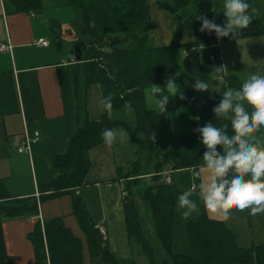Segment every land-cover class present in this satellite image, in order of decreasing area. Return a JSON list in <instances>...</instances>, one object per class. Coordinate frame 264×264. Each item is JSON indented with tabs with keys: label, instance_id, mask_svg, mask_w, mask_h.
Returning <instances> with one entry per match:
<instances>
[{
	"label": "trees",
	"instance_id": "1",
	"mask_svg": "<svg viewBox=\"0 0 264 264\" xmlns=\"http://www.w3.org/2000/svg\"><path fill=\"white\" fill-rule=\"evenodd\" d=\"M11 1L19 10L40 11L43 8L42 0ZM61 2L69 5L74 12L72 25L79 35L74 43L85 41L83 59L86 60L87 82L101 83L103 97L111 98L112 110L110 114L104 111L99 120H91L85 107L83 109V105L79 104L76 133L70 140L67 153L53 157V176L40 186L38 197L13 198L7 191L4 179L0 178V215L15 217L38 214L41 202L69 194L73 213L87 237L90 254L99 256L105 264H128L118 259L107 247L78 193L91 167L89 151L103 143L100 131L105 127H122L132 139L142 143L147 154L145 159L138 158L123 172V204L129 234L141 245L149 264H264V243L241 247L235 232L223 221L205 214L185 217L192 253H175L172 227L176 221L175 199L178 194L172 184L160 182L169 160L176 162L173 169L201 164L204 148L199 142V134L194 130L182 134L171 132L167 114L147 107L145 87L163 83L164 74L170 73L182 82L184 88L183 99L177 105L180 114L189 119H198L200 126L208 122L229 124L228 121H217L212 112L213 105L219 101V93L194 90L186 80L188 66L180 58V50L191 46L199 57L203 77L209 74L223 77L219 92L226 87H239L241 81L236 75L225 76L223 71L216 72L215 68L222 65V60L219 48L212 46L217 41L215 34L199 31L200 16L220 25L225 23L223 14L215 9L213 1L156 0V5L169 9L177 21L174 38L165 46L152 43L153 23L148 0ZM248 26L250 28L243 32L236 35L230 33L228 37L220 39L264 34V21L261 18H254ZM188 28L193 30L194 38L183 43L181 34ZM125 108L130 109L134 119L123 113ZM116 110L121 113L113 116L112 112ZM228 131L231 134L230 125ZM165 153L168 158L162 162ZM152 162L153 177L144 180L141 175L150 173L147 169ZM140 203L146 211L151 212L150 223L144 219V208ZM29 237L35 249V264H86L82 240L65 225L62 216L38 220Z\"/></svg>",
	"mask_w": 264,
	"mask_h": 264
},
{
	"label": "crops",
	"instance_id": "2",
	"mask_svg": "<svg viewBox=\"0 0 264 264\" xmlns=\"http://www.w3.org/2000/svg\"><path fill=\"white\" fill-rule=\"evenodd\" d=\"M42 2L43 8L40 11H24L19 10L11 0H0V46L4 44L8 47L0 49V178L4 179L7 191L13 198L38 197L40 186L51 180L53 157L67 153L70 140L76 133L79 104L83 105V109L85 107L91 120H99L105 111L101 83H88L84 64L86 60L83 55L81 60L75 57L73 45L79 35L72 25V8L61 0H53L51 8L45 6L44 0ZM257 12L264 14V9ZM39 38H45L48 44L43 46L37 43ZM235 41L224 42L223 47H219V56L223 74H234L241 81L246 76L241 77L237 71L229 69L228 65L234 44L252 47V50L244 53L246 57L240 58H245L243 62L248 65L250 62L264 64V38H242ZM257 47L259 54L255 52ZM220 78L223 80V77ZM119 113L116 110L112 115L117 116ZM123 113L134 119L130 109L125 108ZM190 121L191 130L200 126L198 119ZM118 128H114L117 134L120 133ZM36 131L40 139L31 144L29 152L19 151L18 146L25 135L32 136ZM254 135L264 146V128ZM126 137L120 136L119 140L129 141ZM134 141L143 147L140 141ZM123 155L124 149H118L116 141L110 146L102 143L91 148V167L78 193L110 251L128 264H141L146 255L138 242V249L134 248L124 212L125 169L119 160ZM138 157L145 158L143 154ZM200 165L202 163L173 169L167 183L173 185L178 195L191 188V198L197 200L198 204V209L192 214H205L223 221L235 232L239 246L263 244L264 212L249 215L247 209L236 210L233 207L231 214L226 215L223 210L212 211L204 207L198 199L199 183L208 180L209 172L201 169L199 177L191 174ZM144 212L145 220L150 223L151 212ZM54 216H62L65 225L82 240L84 262L95 264L94 261L100 257L90 254L87 237L73 213L69 194L41 202L38 214L15 217L0 215V264H35V249L29 234L38 220L44 221ZM184 219L175 199L176 221L172 227L174 252L191 255L192 248Z\"/></svg>",
	"mask_w": 264,
	"mask_h": 264
},
{
	"label": "clouds",
	"instance_id": "3",
	"mask_svg": "<svg viewBox=\"0 0 264 264\" xmlns=\"http://www.w3.org/2000/svg\"><path fill=\"white\" fill-rule=\"evenodd\" d=\"M221 10L226 17L223 25L200 16L199 31L214 33L219 40L230 33L236 35L252 19L249 0H222ZM215 69L220 73L223 65ZM193 88L197 91L210 89L202 79H196ZM177 91L178 85L172 78L167 80L164 89L153 83L149 92L159 113L165 112L169 96L176 95ZM215 91L220 98L212 107L214 117L229 124L208 122L194 129L199 134L204 151L201 155L202 165L192 170L191 174L199 177L201 169L209 172L208 180L199 183L198 199L205 208L223 210L226 215L231 214L233 207L236 210L247 209L249 215H256L264 212V146L254 135L264 128V64L251 65L238 88L226 87L223 92ZM158 93L162 94L159 98ZM102 104L105 112L110 114L111 98L105 97ZM100 137L105 145L110 146L116 140L117 133L105 127L100 131ZM192 196L191 188L176 196L177 207L185 217L198 209L197 200Z\"/></svg>",
	"mask_w": 264,
	"mask_h": 264
},
{
	"label": "rangeland",
	"instance_id": "4",
	"mask_svg": "<svg viewBox=\"0 0 264 264\" xmlns=\"http://www.w3.org/2000/svg\"><path fill=\"white\" fill-rule=\"evenodd\" d=\"M53 0H44V4L47 8H51L53 6ZM59 1V0H54V2ZM214 7L217 11L221 12L223 14V11L221 10V5H222V0H212ZM148 3L150 5V11H151V20L153 23V30L151 31V40L152 43L155 46H165L168 45L174 38V31L177 26V21L173 19V16L169 9L165 7H158L156 5V0H148ZM250 4V13L252 15V19L256 17H260L264 21V14H259L257 11H261L264 9V0H249ZM261 13V12H260ZM224 16V14H223ZM225 22H226V17L224 16ZM250 20V21H251ZM249 36V37H248ZM194 38V33L192 29H184L181 34V41L183 43L185 42H190ZM242 38H264V34H256V35H244V36H239V37H231V38H225L222 40V43L220 45V49L223 47L224 42H236L235 40H240ZM263 40V39H262ZM183 49V48H182ZM180 50V58L181 61L184 62L188 66V76L186 78L187 82L191 85L193 88V85L196 81V79H202L205 82L209 84V88L207 91L209 93L216 92L215 90L220 89V83L222 79L220 78L219 80L216 79L218 76L214 74H209L206 77H203L200 68H199V61L197 60V55L196 51L192 50L191 46H186L184 49L189 51V55L187 57L182 58L181 56L183 55L182 51ZM249 50H252L251 46H248L246 44H240L239 46L237 44H234L233 50L230 55V64L229 69H232V71H237L242 77V75L247 76L248 72L250 71V66L253 65L254 63L250 62L249 65L246 64L247 62L245 61V58L242 60L240 59L242 56L246 57L244 53L248 52ZM257 54H259V48H256L255 51ZM229 71V70H228ZM231 73V72H230ZM169 78H172L174 82L178 85V91L176 95L174 96H169L168 103L166 105L165 113L167 114L170 122V127H171V132L174 134H182L185 132H188L192 129L191 126V121L189 118L183 116L180 114V109L177 108V105L179 101L181 100V95L183 96V85L182 82L174 78L173 75L170 73H165L164 74V82L157 84L159 85L162 89L165 88V84ZM152 86H147L144 88V94H145V100L147 103V106L149 108L153 109H158L154 107V98L151 96L149 89ZM194 89V88H193ZM166 91V90H165ZM197 91V90H196ZM199 92V91H197ZM157 98H159L162 94H156ZM115 116V115H114ZM120 130V133L117 134L116 138V145L117 148L124 149V155L123 157L119 158L121 159L122 165H124V169H127V166L131 164L132 161L135 159L137 160L138 155H142L143 157L147 156L146 152L143 153L142 148L138 143H136L132 137L130 136L129 133L125 132L122 127L118 128ZM124 136L126 138H129V141L123 142L120 141L119 137ZM120 157V156H119ZM139 158V157H138ZM143 158V159H145ZM154 162V161H153ZM153 162L149 165L147 171L150 173L148 174H143L141 177L145 180L152 178L153 173H154V168H153ZM143 172V171H142ZM163 174V173H162ZM145 175H148V177H145ZM141 190V189H140ZM145 211V208H144ZM144 214V219H145V212ZM148 234V233H147ZM155 243V242H154ZM133 244L134 248L138 249L137 242L135 239H133ZM95 264H105L104 261L99 258L97 261H94ZM141 264H148V259L146 256H144L143 261ZM244 264H249V263H244Z\"/></svg>",
	"mask_w": 264,
	"mask_h": 264
},
{
	"label": "built area",
	"instance_id": "5",
	"mask_svg": "<svg viewBox=\"0 0 264 264\" xmlns=\"http://www.w3.org/2000/svg\"><path fill=\"white\" fill-rule=\"evenodd\" d=\"M37 43H39V44H41L43 46H46L48 44V41L45 38H39L37 40ZM221 43H222V40L221 39H219V40L217 39L215 44H213L212 46L219 48ZM7 48L8 47L6 45H4V44H2L0 46L1 50H5ZM182 50H183L182 51V53H183L182 58L187 57L189 55V51H187L186 49H182ZM210 57L214 58V56H210ZM39 139H40V134H39L38 131L34 132V134L32 136L29 135V134H26L25 137L23 138L22 142L18 146L19 151H21V152H29V150L31 148V144L33 142L38 141ZM123 193L125 194V191ZM37 195H39V193H37Z\"/></svg>",
	"mask_w": 264,
	"mask_h": 264
},
{
	"label": "water",
	"instance_id": "6",
	"mask_svg": "<svg viewBox=\"0 0 264 264\" xmlns=\"http://www.w3.org/2000/svg\"><path fill=\"white\" fill-rule=\"evenodd\" d=\"M248 28H250V26H247L245 28L239 29L237 31V33L243 32L245 29H248ZM85 48H86V45H85V41L84 40H80L79 43H74L73 49H74L75 57H76L77 60H81L82 59L83 50ZM167 158H168V154L165 153L164 157L161 159L162 162H165L167 160ZM175 165H176L175 161L169 160V164L164 169V176H163L162 180L160 181L161 183L162 182H167V180L169 178V175H170V172L173 170ZM143 207H144V205L141 204V208L142 209H143Z\"/></svg>",
	"mask_w": 264,
	"mask_h": 264
}]
</instances>
